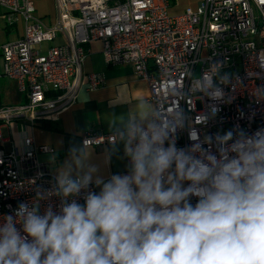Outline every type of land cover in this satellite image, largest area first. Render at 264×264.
I'll use <instances>...</instances> for the list:
<instances>
[{
    "label": "clouds",
    "instance_id": "clouds-1",
    "mask_svg": "<svg viewBox=\"0 0 264 264\" xmlns=\"http://www.w3.org/2000/svg\"><path fill=\"white\" fill-rule=\"evenodd\" d=\"M216 77L231 80L217 65L193 78L190 94L223 101ZM182 88L173 84L167 98L178 103ZM125 104L110 142L113 151L123 144L127 172L104 179L90 145L72 146L52 189L37 192L59 197V210L21 202L6 215L0 264H264V127L190 134L193 143L178 148L189 119L181 108L162 111L146 97Z\"/></svg>",
    "mask_w": 264,
    "mask_h": 264
},
{
    "label": "built area",
    "instance_id": "built-area-1",
    "mask_svg": "<svg viewBox=\"0 0 264 264\" xmlns=\"http://www.w3.org/2000/svg\"><path fill=\"white\" fill-rule=\"evenodd\" d=\"M55 1L58 14L45 22L35 0H0V30L20 32L16 40L0 42V79L15 81L25 96L20 104L0 107V222L21 202L38 203L41 214L49 206L59 210L57 196L37 200L38 191L52 189L55 177L39 154L54 155L55 149L26 134L22 150L9 151L2 127L56 118L83 87L103 86L104 73L83 70L94 41L101 42L108 65H130L147 82L150 100L162 111L175 106L184 111L189 119L176 131L178 148L193 143L190 134L202 139L264 127V98L256 95L264 89V0H202L197 8L180 13L170 12L173 0ZM217 65L221 75L231 77L227 85L214 78L225 99L192 96L193 78ZM173 84H181L187 94L178 103L167 98ZM111 135L88 130L81 142L102 147L111 144ZM89 190L96 191L94 185ZM84 195L82 191L76 197L81 204Z\"/></svg>",
    "mask_w": 264,
    "mask_h": 264
},
{
    "label": "crops",
    "instance_id": "crops-1",
    "mask_svg": "<svg viewBox=\"0 0 264 264\" xmlns=\"http://www.w3.org/2000/svg\"><path fill=\"white\" fill-rule=\"evenodd\" d=\"M182 1L184 0H173L172 5L179 7ZM201 1L191 0L185 8H178L174 12L183 11L188 7L197 8ZM3 31L7 36L4 41L16 40L20 34L12 28ZM11 35L16 37L10 38ZM96 42L100 41H94L89 45L91 53L85 60L83 70L84 72L104 73V85L94 90L83 87L76 101L60 112L56 118L38 120L35 124L18 120L5 126L9 131V136H4L6 149L21 151L23 137L26 134L33 136L37 144L50 145L55 149L54 155L39 154L38 158L56 175L57 169L68 158L69 149L74 145L83 146L81 138L88 130L112 133L111 122L118 120L128 111V106L125 103L134 102L139 97H146L150 100L147 82L139 79L130 65H108L104 59L102 48L92 49V44ZM117 147L118 150L113 151L112 144L102 147L90 146V163L98 166V174L104 179L112 174H125L128 170L129 161L124 156L123 144H119ZM109 153H111L110 158ZM94 187L96 191H99L95 185Z\"/></svg>",
    "mask_w": 264,
    "mask_h": 264
},
{
    "label": "rangeland",
    "instance_id": "rangeland-1",
    "mask_svg": "<svg viewBox=\"0 0 264 264\" xmlns=\"http://www.w3.org/2000/svg\"><path fill=\"white\" fill-rule=\"evenodd\" d=\"M36 5L38 8L39 15L43 16L45 19V22H48L50 20H54L58 14L57 5L55 0H35ZM191 0H184L182 3L178 6H174V4L170 7L171 13H180V12H174L178 8H185L187 3ZM184 11V10H183ZM15 33V32H14ZM16 37L15 35H11L10 38ZM7 39V36L5 35V32L1 29L0 30V42ZM49 43H45L44 46L46 47ZM102 48V45L100 42H96L92 44L93 50H99ZM0 92L2 95V101L3 105H17L25 101L24 94L20 93L17 87V83L13 80L8 79L7 77H4L0 79ZM3 134L6 137L9 136L8 127H3Z\"/></svg>",
    "mask_w": 264,
    "mask_h": 264
},
{
    "label": "trees",
    "instance_id": "trees-1",
    "mask_svg": "<svg viewBox=\"0 0 264 264\" xmlns=\"http://www.w3.org/2000/svg\"><path fill=\"white\" fill-rule=\"evenodd\" d=\"M3 106L2 96L0 94V107Z\"/></svg>",
    "mask_w": 264,
    "mask_h": 264
}]
</instances>
